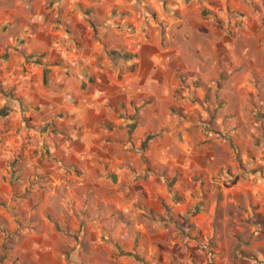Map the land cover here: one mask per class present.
I'll return each instance as SVG.
<instances>
[{
	"label": "rangeland",
	"instance_id": "rangeland-1",
	"mask_svg": "<svg viewBox=\"0 0 264 264\" xmlns=\"http://www.w3.org/2000/svg\"><path fill=\"white\" fill-rule=\"evenodd\" d=\"M143 2L138 0L134 8L142 20L140 31H147L150 52L167 50L174 56L179 52L181 62L175 57L170 64L171 77L182 87L177 97L190 103L186 117H196L201 133L192 130L183 149L176 143L185 120L183 109L173 116V110L158 107L157 118L151 121L155 130L149 137V158L133 160L138 178L149 179L156 195H149V211L135 200L129 201L126 212L101 202L106 227L93 237L99 247L86 242L83 250L82 240L75 243L74 235L63 226L54 235L45 225L33 226L32 217L21 221L4 216V210L33 213L42 208H73L77 200H70V190L78 194L87 188L82 171L75 180H64L68 193L57 184L54 189V182L49 186L43 181L40 186L30 176L24 192H18L21 196L8 201L0 198V264H135L134 259L144 258L145 251L129 246L143 230L149 241V264H258L264 260V0ZM84 9V15L91 13ZM98 13L104 14L100 8ZM110 16L112 21L105 20L107 27L131 31L121 13ZM94 20L95 24L90 20L92 29L100 36L97 14ZM9 135L1 137V150L11 147ZM163 141L169 145L166 154ZM16 147L18 158L27 157L23 147ZM163 156L197 166L162 168ZM31 172L34 176L36 171ZM6 173L5 181L9 178L12 186L17 185V175ZM113 174H107L109 185ZM173 181L178 182L176 186ZM109 187L95 186L85 193L86 198L108 194ZM43 191V196L35 198L36 192ZM90 202L84 201V209H90ZM119 228L115 234L113 230ZM77 245H81L78 250Z\"/></svg>",
	"mask_w": 264,
	"mask_h": 264
},
{
	"label": "crops",
	"instance_id": "crops-1",
	"mask_svg": "<svg viewBox=\"0 0 264 264\" xmlns=\"http://www.w3.org/2000/svg\"><path fill=\"white\" fill-rule=\"evenodd\" d=\"M137 1L0 0V140L9 132L11 146L0 149V198L8 201L21 196L18 192H24L30 176L38 179L40 186L43 181L49 186L54 182V189L59 185L68 193L62 186L64 180H75L82 171L87 185L78 194L70 190V200H77L73 208H42L33 213L4 210V216L21 221L32 217L33 226L45 225L54 235L63 226L74 235L75 243L82 240L83 250L86 242L92 248L99 247L93 237L106 227L101 202L126 212L129 201L135 200L145 206H141L143 211H149L153 187L149 179L138 178L133 160L144 155L149 158V137L155 130L151 121L157 118L158 107L173 110V116L183 109L185 120L176 140L183 149L188 147L192 130L201 133L196 117H186L190 103L177 97L182 87L171 77L169 67L179 52L174 56L167 50L149 51V36L147 31H140L142 20L134 12ZM82 7L91 13L84 15ZM114 12L123 15V24L131 31L124 33L123 29L106 26L105 20L110 22ZM96 14L100 36L90 22L96 23ZM121 50L131 54L126 61L112 55ZM166 142L161 145L163 154L168 151ZM16 146L23 147L27 157L18 158ZM161 161L162 168L169 169L197 166L190 161H167L164 156ZM8 171L17 175V185L12 186L9 178L5 181ZM112 171L116 174L111 178L116 176L118 180L109 185L107 174ZM177 183L173 181V186ZM99 185L110 186L109 193L87 199L85 193ZM43 195L44 191L36 192L35 198ZM88 200L90 209H84ZM145 233L143 230L129 246L137 252L145 251V259H134L135 264H149Z\"/></svg>",
	"mask_w": 264,
	"mask_h": 264
},
{
	"label": "trees",
	"instance_id": "trees-1",
	"mask_svg": "<svg viewBox=\"0 0 264 264\" xmlns=\"http://www.w3.org/2000/svg\"><path fill=\"white\" fill-rule=\"evenodd\" d=\"M112 55L117 58V59H121L122 61H126L128 57L131 56V54L121 50V51H113ZM33 57V56H31ZM36 58V57H35ZM128 255H131L128 253Z\"/></svg>",
	"mask_w": 264,
	"mask_h": 264
},
{
	"label": "water",
	"instance_id": "water-1",
	"mask_svg": "<svg viewBox=\"0 0 264 264\" xmlns=\"http://www.w3.org/2000/svg\"><path fill=\"white\" fill-rule=\"evenodd\" d=\"M112 179H113V181L115 182V181H116V176H113ZM258 264H264V260L261 261V262H259Z\"/></svg>",
	"mask_w": 264,
	"mask_h": 264
},
{
	"label": "built area",
	"instance_id": "built-area-1",
	"mask_svg": "<svg viewBox=\"0 0 264 264\" xmlns=\"http://www.w3.org/2000/svg\"><path fill=\"white\" fill-rule=\"evenodd\" d=\"M24 83H27V80H24Z\"/></svg>",
	"mask_w": 264,
	"mask_h": 264
}]
</instances>
